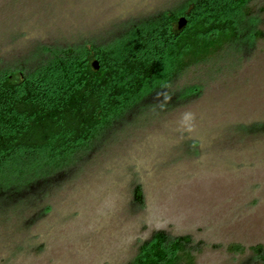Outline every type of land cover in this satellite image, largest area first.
I'll return each instance as SVG.
<instances>
[{
	"label": "rangeland",
	"instance_id": "rangeland-1",
	"mask_svg": "<svg viewBox=\"0 0 264 264\" xmlns=\"http://www.w3.org/2000/svg\"><path fill=\"white\" fill-rule=\"evenodd\" d=\"M184 1L0 0V63L43 45L103 44L118 24ZM244 7L262 36L189 69L173 92L195 87L194 98L127 114L39 187L41 200L0 210V264H130L157 231L193 237L195 264H264L249 250L264 246V131L253 130L264 124V0ZM237 244L247 251L231 252Z\"/></svg>",
	"mask_w": 264,
	"mask_h": 264
},
{
	"label": "trees",
	"instance_id": "trees-1",
	"mask_svg": "<svg viewBox=\"0 0 264 264\" xmlns=\"http://www.w3.org/2000/svg\"><path fill=\"white\" fill-rule=\"evenodd\" d=\"M246 1L185 0L177 10L118 24L103 44L43 45L9 66L1 62L0 210L41 200L37 189L46 194L55 174L70 169L127 114L160 98L167 107L194 98L195 87L173 92L189 69L262 36L246 20ZM180 17L188 20L182 31ZM257 129L264 131V124ZM134 204L144 205L140 185ZM229 250L247 251L238 244ZM249 250L264 263L263 245ZM196 251L193 237L157 231L130 264H195Z\"/></svg>",
	"mask_w": 264,
	"mask_h": 264
},
{
	"label": "water",
	"instance_id": "water-1",
	"mask_svg": "<svg viewBox=\"0 0 264 264\" xmlns=\"http://www.w3.org/2000/svg\"><path fill=\"white\" fill-rule=\"evenodd\" d=\"M188 25V20L186 17H180L177 23V29L179 31H182L183 29H185ZM92 67L95 71L100 70V62L95 59L92 61Z\"/></svg>",
	"mask_w": 264,
	"mask_h": 264
}]
</instances>
